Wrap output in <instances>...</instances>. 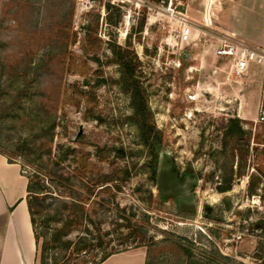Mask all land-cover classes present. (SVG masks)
I'll use <instances>...</instances> for the list:
<instances>
[{"label":"rangeland","instance_id":"rangeland-1","mask_svg":"<svg viewBox=\"0 0 264 264\" xmlns=\"http://www.w3.org/2000/svg\"><path fill=\"white\" fill-rule=\"evenodd\" d=\"M223 2L0 0V155L37 177L36 264H264L260 76L214 56ZM238 22L259 44L261 22Z\"/></svg>","mask_w":264,"mask_h":264},{"label":"crops","instance_id":"crops-1","mask_svg":"<svg viewBox=\"0 0 264 264\" xmlns=\"http://www.w3.org/2000/svg\"><path fill=\"white\" fill-rule=\"evenodd\" d=\"M187 11V10H186ZM193 11V12H192ZM194 20L201 21V12L191 9ZM220 32L233 35L253 47H264V0H224L216 18ZM238 21H259L263 25L256 39L259 44L247 41L243 26ZM243 25V24H242ZM27 180L18 167L8 164L0 155V264H36V240L26 203ZM127 261L142 264L141 255L120 252L105 262Z\"/></svg>","mask_w":264,"mask_h":264},{"label":"built area","instance_id":"built-area-1","mask_svg":"<svg viewBox=\"0 0 264 264\" xmlns=\"http://www.w3.org/2000/svg\"><path fill=\"white\" fill-rule=\"evenodd\" d=\"M233 37L227 35L221 39V44L214 49V56L228 59L235 76L244 75L251 66L258 69L260 87L257 122L264 124V47H252L241 41H233Z\"/></svg>","mask_w":264,"mask_h":264},{"label":"trees","instance_id":"trees-1","mask_svg":"<svg viewBox=\"0 0 264 264\" xmlns=\"http://www.w3.org/2000/svg\"><path fill=\"white\" fill-rule=\"evenodd\" d=\"M116 57L118 58V62L120 65L121 80L123 84L128 88V91H129L130 107L134 111V114L144 118L146 115L147 107H146V103L144 101L143 95L141 93L140 87L138 86V82L136 81L135 64L138 63L137 58L134 55L130 57L128 54H121L120 52H118V55ZM228 129L230 132V136H234V135L240 136L241 135V129L238 125L237 120H231ZM151 130H152V127H148L144 123V127L142 130L144 136L147 137L149 133L151 132ZM36 178H37L36 175H34L32 180L27 182V187H26V194H27L26 203H27V208H28V212L30 215V222H31L33 230H34V225H35V219L32 213V205L29 200V196L30 194H34L32 193V188H33V184H37ZM34 235L36 239L35 230H34ZM109 256L110 254L104 253L97 264L103 262Z\"/></svg>","mask_w":264,"mask_h":264}]
</instances>
